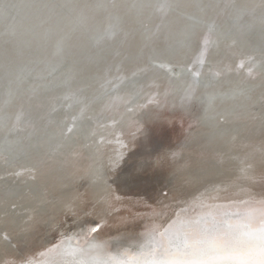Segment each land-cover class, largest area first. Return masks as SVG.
Here are the masks:
<instances>
[{"label": "bare ground", "instance_id": "1", "mask_svg": "<svg viewBox=\"0 0 264 264\" xmlns=\"http://www.w3.org/2000/svg\"><path fill=\"white\" fill-rule=\"evenodd\" d=\"M161 130L186 186L225 163L215 187L259 180L264 0H0V254L51 240L69 208L114 251L138 242L129 210L166 229L192 203L178 177L154 175V215L122 184Z\"/></svg>", "mask_w": 264, "mask_h": 264}, {"label": "snow or ice", "instance_id": "2", "mask_svg": "<svg viewBox=\"0 0 264 264\" xmlns=\"http://www.w3.org/2000/svg\"><path fill=\"white\" fill-rule=\"evenodd\" d=\"M170 142L171 135L161 130L146 150L130 161L122 181L123 187L136 190L133 205L138 202L154 215V175L167 168L178 177L177 191L192 203L166 229L151 222V216L139 217V209L129 210L125 222L138 242L114 251L111 240L98 239L104 228L101 220H82L78 211L69 208V218L55 226L51 240L42 245L27 241L0 254V264H264V157L259 180L251 165L240 169L245 187H215L235 175L228 163L206 166L197 183L186 186L171 164L175 151ZM209 188L221 195L208 200L205 193ZM160 195L167 198L168 192L161 189ZM123 198L127 197L115 194L117 201Z\"/></svg>", "mask_w": 264, "mask_h": 264}]
</instances>
